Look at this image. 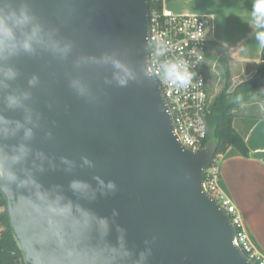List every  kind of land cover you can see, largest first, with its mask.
Masks as SVG:
<instances>
[{
	"label": "water",
	"instance_id": "1",
	"mask_svg": "<svg viewBox=\"0 0 264 264\" xmlns=\"http://www.w3.org/2000/svg\"><path fill=\"white\" fill-rule=\"evenodd\" d=\"M25 3L40 29L32 51L31 25L0 45V192L24 264H138L149 249L143 264H255L203 187L216 142L191 151L173 132L148 70V0H0V11Z\"/></svg>",
	"mask_w": 264,
	"mask_h": 264
},
{
	"label": "built area",
	"instance_id": "2",
	"mask_svg": "<svg viewBox=\"0 0 264 264\" xmlns=\"http://www.w3.org/2000/svg\"><path fill=\"white\" fill-rule=\"evenodd\" d=\"M206 17L175 13L170 9L149 12L148 70L156 78L180 143L196 151L210 142L208 116L213 101L209 85V45ZM183 65L193 73L191 82L182 86L166 73L172 64ZM219 163L212 159L204 173V189L221 205L234 226L233 243L255 264H264V255L247 232L231 197L219 185Z\"/></svg>",
	"mask_w": 264,
	"mask_h": 264
},
{
	"label": "crops",
	"instance_id": "3",
	"mask_svg": "<svg viewBox=\"0 0 264 264\" xmlns=\"http://www.w3.org/2000/svg\"><path fill=\"white\" fill-rule=\"evenodd\" d=\"M252 4L253 0H162L163 9L206 17L208 54L216 62L217 54L225 51L231 74L239 64L257 66L261 59L262 46L255 37L259 29L250 21ZM258 117L249 129L238 128L248 156L223 159L219 176L247 232L264 255V116Z\"/></svg>",
	"mask_w": 264,
	"mask_h": 264
},
{
	"label": "trees",
	"instance_id": "4",
	"mask_svg": "<svg viewBox=\"0 0 264 264\" xmlns=\"http://www.w3.org/2000/svg\"><path fill=\"white\" fill-rule=\"evenodd\" d=\"M149 12L162 9V0H148ZM224 83L219 94L213 99L208 116V139L216 142L213 159L218 163L231 156H248L244 136L238 131L242 125L249 129L258 116H237L234 111L255 96L264 97V46L261 47V59L254 73L246 80L232 84L228 60L220 58ZM237 117L234 123V118ZM219 185L224 184L218 175ZM0 264H24L23 257L11 233L6 212L5 199L0 192Z\"/></svg>",
	"mask_w": 264,
	"mask_h": 264
},
{
	"label": "clouds",
	"instance_id": "5",
	"mask_svg": "<svg viewBox=\"0 0 264 264\" xmlns=\"http://www.w3.org/2000/svg\"><path fill=\"white\" fill-rule=\"evenodd\" d=\"M250 21L254 28L259 29L255 32V37L258 40L261 46H264V0H253L251 12H250ZM31 25V34L29 38H26L22 44V47L25 51H32V38H35L39 33V25L34 23V17L30 13L27 4H22L18 10H13L9 15H4L0 11V45H3L5 42L15 41V32L13 26L16 28H24ZM2 50V49H0ZM167 75L176 83H179L182 86H187L192 79L193 73L189 72L183 65L178 63H172L166 68ZM5 79H15L16 72L12 69L7 70L3 73ZM36 82L35 78L29 81L30 84ZM121 84H124L125 81L121 80ZM74 87H78L75 83ZM78 90L83 94V88H78ZM9 107H16L19 105V99L16 96H9L7 98ZM3 118H0L2 121ZM31 129L25 130V136H31ZM23 152V148H21ZM15 160H19L20 156L17 154L13 157ZM85 163H89L85 158ZM4 175L3 171L0 170V177ZM7 176L11 180H15V174L9 171ZM71 188L74 191H81L87 186L82 182L73 181L71 183ZM109 188H115V184L110 182L108 185ZM150 254V249L146 252H141L139 254L138 264H143L147 260V255Z\"/></svg>",
	"mask_w": 264,
	"mask_h": 264
},
{
	"label": "rangeland",
	"instance_id": "6",
	"mask_svg": "<svg viewBox=\"0 0 264 264\" xmlns=\"http://www.w3.org/2000/svg\"><path fill=\"white\" fill-rule=\"evenodd\" d=\"M217 60L216 62L211 60L209 55V61L211 64V70L209 72V85L211 94L213 96V99L219 94L220 90L222 89L223 83H224V77L222 74V64L219 62V57H226L227 60L229 56L225 51H222L221 53L217 54ZM256 70V66L249 65V64H239L238 69L233 72L231 76L232 83H238L241 81H244L248 79ZM234 113L239 116H264V97L261 96H255L250 101L245 103L242 107H240L238 110H235ZM237 117L234 118V123L236 122Z\"/></svg>",
	"mask_w": 264,
	"mask_h": 264
}]
</instances>
